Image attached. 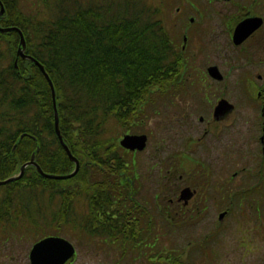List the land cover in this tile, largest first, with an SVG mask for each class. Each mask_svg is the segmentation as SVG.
I'll return each instance as SVG.
<instances>
[{
    "label": "trees",
    "instance_id": "obj_1",
    "mask_svg": "<svg viewBox=\"0 0 264 264\" xmlns=\"http://www.w3.org/2000/svg\"><path fill=\"white\" fill-rule=\"evenodd\" d=\"M40 1L42 7L27 12L21 0H2L5 11L0 25L18 26L25 35V52L49 73L61 133L80 168L71 177L55 178L27 165L23 176L5 184L6 192L0 193V229L10 232L19 225L62 222L74 230L83 228L91 238L116 242L125 253L142 252L150 264H185L179 253L158 251L156 241L149 243L143 228H138L151 216L140 197L145 183L137 169L138 150L120 144V128L145 131L156 96L177 94L187 79L184 31L168 27L161 2ZM20 44L19 30H0V179L18 174L33 152L45 172L68 174L76 163L55 128L50 82L34 60L17 55ZM185 154L170 152L163 163L168 166L176 158L184 167ZM163 179L167 182L158 195L162 199L158 214L169 219L168 195H177L184 177L174 173ZM232 203L233 199L225 208L218 205L221 214L229 212ZM221 214L216 228L193 237L185 250L197 252L201 246L204 252L209 241L220 240ZM185 220L182 223L187 225L192 217ZM186 264H197L196 259L191 257Z\"/></svg>",
    "mask_w": 264,
    "mask_h": 264
},
{
    "label": "rangeland",
    "instance_id": "obj_2",
    "mask_svg": "<svg viewBox=\"0 0 264 264\" xmlns=\"http://www.w3.org/2000/svg\"><path fill=\"white\" fill-rule=\"evenodd\" d=\"M149 1H153L155 5H158L160 2L164 3V18L168 27L172 31L175 30V27L184 31V22L186 20L184 6L188 0ZM21 4L27 12L34 11L39 5L43 6V2L40 0H21ZM214 23L213 27H217L216 21ZM212 32H215L214 28ZM214 34L210 33L209 36L215 38ZM204 37L205 33L203 34ZM206 37L208 38V34H206ZM200 41L199 35H195L193 44L199 45ZM205 55V58H199L197 63H195L193 78L188 79L193 86L189 87L188 81L185 80L182 85H179V92L177 94L173 95L170 93L156 96V105L154 108H149L147 121L143 125L146 130L142 131L149 136L148 145L146 149L138 151V155L135 158L137 159L139 177L145 183V189L140 195L141 198L147 199L149 197L151 199L149 202L152 204V197L155 192L153 187H157L156 193L160 194V188L165 186L167 182L163 177L169 178L170 175L176 173L177 177L181 174L184 177L182 186L186 184L201 186L197 197L210 198L207 203L208 207H203L202 216H199L193 225L189 224L186 227L182 221L185 220V215L191 213L190 210L186 209L182 211L171 223L166 220L167 222L164 224V219L156 217L159 227L158 237L147 236L146 240L149 243L156 241L154 245L158 251L167 248L166 251L170 250V252L175 253L174 255L181 254L178 258L185 264L186 262L189 263V258L191 257L196 259L197 264H264V202L259 205L263 211L261 208L257 209L256 200L260 196H256L255 194L250 195L247 192L249 191L248 189H252L255 186L260 187V185H264V173L259 176L256 172H253V174H248L250 177H244L243 173L245 170H249L245 165L243 173L240 172L233 175L234 170L239 166V148L241 147L240 151L243 154L244 150L256 144L260 135L258 112H261V109L245 104L240 106L238 108L239 114L235 115V122L239 121L241 126L245 125V127L241 129L240 125H236L235 129L229 128L231 120H228L224 126L229 130L220 138L216 134L218 130L216 131L214 125L209 124L210 121H213V108L209 106L216 104L217 97L221 94V88L219 90L214 81H206L203 71L204 69L205 71L208 70V72L206 71L207 76L209 74L217 79L210 72L212 66H217L212 64L216 62L217 56L214 49L209 53V48L205 52ZM205 61L206 63H204ZM206 66H208V69ZM247 77H249V74ZM245 81L247 86L251 85V76L246 80L242 75L239 78L236 90L239 93L241 101L246 99L244 95L246 88ZM201 116L204 117L203 121L200 119ZM255 120L257 121L256 123H254ZM248 123L250 127L246 125ZM206 127L209 129L207 132H205ZM247 128H250L249 132ZM120 130L122 133H125L121 128ZM128 133L136 132L131 130ZM246 141H249L248 145H246ZM170 152L186 153V159L181 156L185 160V168L179 164L176 158L175 161L173 160V164H169L170 167L169 165H164V158ZM191 157L194 158L193 161L190 160ZM247 161L250 162V159L248 158ZM204 165H207L205 168L208 169H205ZM251 165L254 167L256 164L253 162ZM168 169L171 170L169 171ZM165 170H168L170 174H166ZM207 173H210L208 181L205 178ZM0 186V193H5L7 190L5 184H0ZM206 188L208 192H205ZM241 190L242 192L244 190V193ZM235 191L238 193L233 195L232 193ZM250 198L252 199L251 203L247 201ZM231 199H233V207L222 219L220 228L222 238L220 240L209 241L204 252L199 251L201 246H199L197 252H191L190 248L185 250V246L189 243L190 239L193 237L200 238L203 234L211 232L216 228V220L221 212V207L217 206L216 203L222 202L225 208L230 205ZM239 199H242V204L237 202ZM160 202H162L161 198ZM200 205L202 206L203 204ZM70 226L72 225H65L63 227L62 235L69 240L80 239L74 232L73 227ZM189 227H194L196 232L188 233L189 230L187 229ZM46 228L48 227L40 223L35 225L30 223L29 228L19 225L16 227V231L21 232L22 235L27 234L28 238H32L33 233L38 236L39 234H43ZM15 236L19 237L20 235ZM37 236H34V238ZM11 238L14 239L15 237L11 236ZM33 241L32 239H28L27 243L24 241L25 244L12 241V244L18 247L17 250H21V253L17 254V258L22 259L24 257L25 259V253ZM106 241L108 242L106 243L105 239L91 238V245L87 248L86 253V244L82 242L77 261H85L89 264H150L148 257L144 256L142 252V255L138 252L128 251L125 253L123 251L124 247L120 244L110 242L109 240ZM147 251L149 253V250ZM192 260L195 262L194 259Z\"/></svg>",
    "mask_w": 264,
    "mask_h": 264
},
{
    "label": "flooded vegetation",
    "instance_id": "obj_3",
    "mask_svg": "<svg viewBox=\"0 0 264 264\" xmlns=\"http://www.w3.org/2000/svg\"><path fill=\"white\" fill-rule=\"evenodd\" d=\"M184 12L186 14V20L184 22L183 48L185 49V59L187 64L185 76L189 87L193 86L188 79L193 78L195 63H197L199 58H205V52L208 48L209 53L212 49L216 52L217 59L216 62L212 64L218 66L221 72V77L216 79L209 74L207 76L208 70H206L207 72L205 69L203 70L206 77L205 80L214 81L217 84V88L219 90L221 88V94L217 97L216 104L209 106L213 108V121H210L209 124L214 125L216 131L218 130V133L216 134L221 138L224 133L228 132L229 129L224 126L228 120H231L229 128L235 129L236 125L241 126L239 121L235 122V115L239 114L238 108L243 104L261 109V112H258V128L260 130V135L257 142L247 150H244L243 154H241L240 151L241 147L239 148L240 167L238 166V168L240 169L236 168L233 172V175L239 174L240 172L243 173V167L246 165L249 170H245L243 173L244 177H250L248 174H253V172H256L259 176H261L264 173V0H188L184 6ZM214 21H216L217 27H213L215 24ZM213 28L215 29V32H212ZM204 33L205 37L203 38ZM210 33H215L214 35L216 37H210ZM206 34H208V38L206 37ZM195 35H199L201 38L199 45L193 44ZM204 63H206V61ZM208 66H206L207 69ZM248 74L249 77L251 76L252 84L247 86L245 81L246 88L244 95L246 99L241 101L236 87L239 84L238 82L241 75L245 77L246 80L249 78L247 77ZM221 99H227L229 103L219 112L218 117H216L215 107ZM200 119L203 121L204 117L201 116ZM256 122L257 121L255 120L254 123ZM246 125L250 127L249 123ZM243 127H245V125L240 128L242 129ZM247 129L249 132L250 128ZM208 130V127H206L205 132ZM246 143V145H248L249 141H246ZM246 157L250 159V162L247 161L248 158L246 159ZM253 162L256 164L254 167L251 165ZM172 184L174 186L178 185L174 183ZM187 186L191 189V197L188 199L181 198V191ZM262 187H264V185H260V187L255 186L247 191L250 195L255 194L256 196H260V198L256 200L257 209L261 208L259 205L264 202V200L262 201L264 198V189H262ZM199 188H201V186L192 184H186L180 187L176 196L167 198V201L170 204L168 207L170 210L168 213L169 219H162L171 223L176 216L187 209L190 210L191 213L185 215V218L187 220V217L190 218L191 216L192 221H190L189 224L193 225L195 220H197L200 216L199 215L197 217L198 210L201 209L200 204L206 205L204 208H207V203L210 200L208 197H197ZM207 188L205 192H208ZM156 189L157 187H153L155 192L152 197V204L149 202V200H151L149 197L144 200V204L147 205L148 210L151 212V216L147 218V224L143 223L138 225V228H143L141 229L143 234L154 237H158L159 227L156 217H159L158 211L160 210V197L158 196L159 194L156 193ZM237 193V191L233 192V194ZM242 193H244V190ZM251 200V198L247 199L250 203ZM237 202L242 204V199H239ZM222 204V202L216 203L217 206ZM261 210L263 211L262 208ZM25 217H28V215L26 214ZM88 217H91V214H89ZM189 224H185L184 226L186 227ZM42 225L48 228L44 230L43 234H39L38 236L33 233L32 238H28L27 234L22 235L21 232H17L16 230L4 232L0 229V234L2 236L0 238V264H33L32 249L38 241L47 237H64L62 235V229L64 227L62 222L43 223ZM82 225H84L83 222ZM187 230H189L188 233L196 232L194 227H189ZM74 232L80 237V239L77 240H70L75 247V253L61 264L86 263L85 261L78 262L77 260L80 255L81 243L83 242V244H86L85 253L87 248L91 245V234L83 228L74 230ZM92 232L96 234V230H93ZM15 235L20 236L16 237ZM11 236H14L15 238L13 239ZM34 236L37 237L34 238ZM28 239H32L34 241L30 245V248L26 251L25 259L24 257L22 259L17 258V254L21 253V250H17L18 247L12 244V241L23 244L24 241L27 243ZM105 242L107 243L108 241L105 240ZM42 258H45V255L39 257V262H41ZM44 264H47V262Z\"/></svg>",
    "mask_w": 264,
    "mask_h": 264
},
{
    "label": "water",
    "instance_id": "obj_4",
    "mask_svg": "<svg viewBox=\"0 0 264 264\" xmlns=\"http://www.w3.org/2000/svg\"><path fill=\"white\" fill-rule=\"evenodd\" d=\"M1 3V9H0V17L5 11V6L2 0H0ZM11 29H17L20 32L21 35V44L18 49V56H22L23 58H29L34 60L41 68V70L44 72L45 76L48 78L51 88H52V95H53V101H54V107H55V128L57 131V134L61 140V143L64 145L65 149L67 150L71 160H73L76 163V166L74 170L68 174H49L44 172L42 167L39 165V163L35 160V152H33L31 159L26 161L25 163L22 164L20 168V172L16 175L10 176L5 179H0V184H6L12 180L19 179L20 177L23 176L25 172V168L29 164H33L37 167L40 173L50 176V177H55V178H68L77 173V171L80 168V160L72 153L70 147L65 143L63 135L61 133L60 129V117L58 113V108H57V101H56V90L54 83L49 75V73L46 71L45 66L37 60L34 56L31 54H28L25 52L26 49V39L23 31L18 27V26H1L0 25V30L2 31H8ZM17 64V60H16ZM210 72L213 76L215 77H221V72L217 68V66H212L210 68ZM229 102L227 99H221L218 104L215 107V116L218 117L219 112L227 106ZM148 143V135L146 133H125L123 137L120 139V144L130 150H143L146 148ZM190 187H185L181 191V198L188 199L191 197V192H190ZM225 213L222 214L224 216ZM75 253V248L74 245L71 241L64 237H47L39 242H37L33 249H32V259H33V264H44L47 262V264H61L63 263L67 258L70 256L74 255ZM45 255V258H42L41 262H39V257Z\"/></svg>",
    "mask_w": 264,
    "mask_h": 264
}]
</instances>
